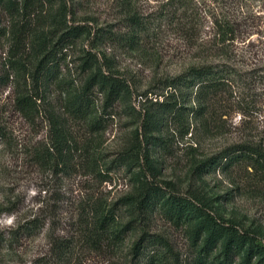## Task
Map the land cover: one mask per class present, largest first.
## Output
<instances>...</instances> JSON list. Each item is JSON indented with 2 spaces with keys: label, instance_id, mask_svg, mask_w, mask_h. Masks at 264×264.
Listing matches in <instances>:
<instances>
[{
  "label": "rangeland",
  "instance_id": "rangeland-1",
  "mask_svg": "<svg viewBox=\"0 0 264 264\" xmlns=\"http://www.w3.org/2000/svg\"><path fill=\"white\" fill-rule=\"evenodd\" d=\"M181 1L183 7L176 10L169 0H0V264H26L43 255L49 233L65 236L76 227V202L90 195L115 202L136 191L140 170L162 193L191 200L264 246V174L243 163L201 174L194 170L199 160L227 145L264 139V0ZM129 16L144 28L132 39L137 43L124 40L131 30ZM63 24H81L86 32L65 49L56 69L53 57L38 71L48 78L56 72L55 80L35 79L37 61L54 49ZM90 58L129 91L112 104L97 132L63 111L64 101L94 73L95 66L85 67ZM204 62H222L235 71L211 100L210 116L193 118L185 107L193 106L187 92L194 88L177 87L169 100L180 106L178 114L170 118L162 113L157 129L147 132L152 138L142 143L143 109L156 116V102L169 94L162 82ZM90 93L92 114L98 115L103 97L96 87ZM20 95L34 101L31 115L16 106ZM54 115L64 118L71 138L73 157L63 176L33 159V152L49 143ZM90 148L107 174L101 182L84 163ZM128 150L138 156L130 168L111 162ZM71 210L75 214L69 218ZM114 211L117 224L128 220L123 207ZM32 216L43 226L12 240L10 231ZM130 224L135 228L125 231L112 249L78 242L65 260L54 256V264H202L196 260L199 242L190 237V223L175 224L154 207ZM142 230L154 245L132 259L131 243ZM152 248L158 259L148 263L146 253Z\"/></svg>",
  "mask_w": 264,
  "mask_h": 264
},
{
  "label": "trees",
  "instance_id": "trees-1",
  "mask_svg": "<svg viewBox=\"0 0 264 264\" xmlns=\"http://www.w3.org/2000/svg\"><path fill=\"white\" fill-rule=\"evenodd\" d=\"M175 2L176 10L183 7L181 0H169ZM130 33L124 37L129 43H137L132 40L139 32H141L142 24L138 18L129 16ZM65 25V24H63ZM86 32V27L81 24L64 26V29L54 41V49L46 52L35 65L33 77L35 79H53L57 74L49 78L38 72L46 69V64L53 60L54 69L59 66V62L64 57L65 49L72 45L82 34ZM92 58L94 55L86 52ZM92 58L85 61L87 69L94 68L95 64ZM228 64L222 62H204L186 67L182 73H179L162 82V86L169 90V94L162 96L160 102H156L159 110L156 116L143 109V134H141V142L147 143L152 138L147 132L157 129L162 113L168 117L174 118L177 113L176 100H169L174 95L175 88L184 87L185 89L194 88V91L187 92L192 95L193 106L185 107L194 117H200L205 120L209 117V108L212 105L213 97L223 89L225 77L230 72H235ZM101 67L95 66V71L85 81L84 86L76 95L64 101L63 111L68 116L83 120L85 126L90 132H97L103 127L104 118L110 114L112 104L121 98L125 93H129L126 84L111 74H103ZM96 87L102 97L101 113L92 114L93 100L90 96V88ZM189 93V94H188ZM15 104L23 113L31 115L35 111L34 101L29 95H20L16 97ZM177 106V107H176ZM209 115V116H208ZM204 117V118H203ZM154 138V137H153ZM71 138L69 130L65 125L64 118L54 115L50 121L49 143L39 152H33V159L42 169H50L54 174L65 175L69 170L67 167L73 157L70 148ZM142 147L140 146L139 149ZM94 148H90L84 152V163L86 168L94 175L99 182L107 178V174L99 169V159L93 153ZM83 154V153H82ZM138 156L136 150L133 152L123 151L111 160L119 165H125L127 168L134 165ZM243 163L253 171L264 174V139L258 140H241L221 148L217 152L199 160L194 167L198 174L207 172L209 169L219 167L221 169L228 168L231 165ZM146 169L153 177V167L150 162L146 163ZM107 171V167L104 169ZM143 178L139 177V174ZM138 174V185L135 192L128 193L112 203L106 200L90 195L76 202L77 208L76 222L69 235L55 237L54 232L48 234L50 237L48 250L43 255L33 258L26 264H54V256L65 260L72 249L82 242L92 249H99L104 245L107 249L121 243L125 231L131 227V221L137 222L141 220L152 208L158 207L163 214L173 223H190V237L192 240L199 242L196 249V260L202 264H264V246H260L248 237L246 234L238 232L232 225H225L210 216L203 208L193 203L191 200L185 199L177 194L162 193L160 187L153 183L152 180L144 178V173L140 170ZM197 200V198H194ZM123 207L128 213V220L122 224H117L114 209ZM75 212H69V218L73 217ZM44 224V223H43ZM43 224L38 220L37 216L24 219L18 223L13 231H10V238L15 240L19 235H32L34 230L42 227ZM72 225V224H71ZM131 225V226H130ZM147 234L142 230L140 235L131 243L130 254L132 259L142 256L143 249L152 247L154 241L148 238ZM5 240V239H4ZM3 241L0 235V244ZM217 251L213 253L215 250ZM149 261L157 260L158 253L154 248L151 252L146 253ZM212 254V255H211ZM211 256V257H210Z\"/></svg>",
  "mask_w": 264,
  "mask_h": 264
},
{
  "label": "clouds",
  "instance_id": "clouds-1",
  "mask_svg": "<svg viewBox=\"0 0 264 264\" xmlns=\"http://www.w3.org/2000/svg\"><path fill=\"white\" fill-rule=\"evenodd\" d=\"M9 223H10V221H9Z\"/></svg>",
  "mask_w": 264,
  "mask_h": 264
}]
</instances>
